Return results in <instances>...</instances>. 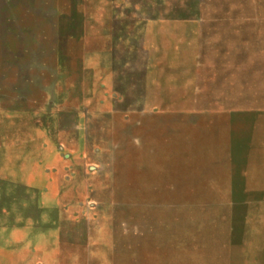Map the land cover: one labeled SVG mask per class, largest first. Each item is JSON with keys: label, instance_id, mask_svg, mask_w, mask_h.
I'll return each instance as SVG.
<instances>
[{"label": "rangeland", "instance_id": "rangeland-1", "mask_svg": "<svg viewBox=\"0 0 264 264\" xmlns=\"http://www.w3.org/2000/svg\"><path fill=\"white\" fill-rule=\"evenodd\" d=\"M2 174L0 264H264V0H0Z\"/></svg>", "mask_w": 264, "mask_h": 264}, {"label": "water", "instance_id": "water-1", "mask_svg": "<svg viewBox=\"0 0 264 264\" xmlns=\"http://www.w3.org/2000/svg\"><path fill=\"white\" fill-rule=\"evenodd\" d=\"M65 158H68V155L64 156ZM4 174H6L4 172ZM4 174H2V176L0 177V188L4 189V190H15L17 193V195L21 194L23 197H21L19 195V197L23 200H25V204L26 206H24L23 211L22 209H20V211L22 213H27L28 210V204L30 203V201L34 200L37 201L36 202V210L38 212H41L42 210V199L47 196V193L45 191H41L38 189H32V188H28L27 186H24L16 181H8L7 179H4L3 176H5ZM12 176V175H11ZM13 179L16 180L15 175H13L12 177ZM28 201V203H27ZM4 224V225H3ZM0 223L1 226H7V228H9V226L11 225L8 221H5L4 223ZM39 224L38 220H33V222L31 223V225H29L30 227H35ZM22 227H25L26 224H22ZM12 227V226H11ZM37 228V227H36Z\"/></svg>", "mask_w": 264, "mask_h": 264}]
</instances>
